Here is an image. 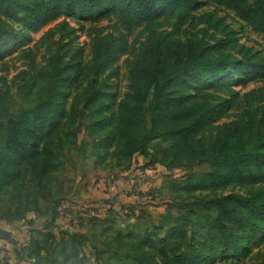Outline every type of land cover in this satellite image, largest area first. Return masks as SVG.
Here are the masks:
<instances>
[{"label":"trees","instance_id":"1","mask_svg":"<svg viewBox=\"0 0 264 264\" xmlns=\"http://www.w3.org/2000/svg\"><path fill=\"white\" fill-rule=\"evenodd\" d=\"M29 1L32 7L25 5ZM196 1L0 0L1 14L19 7L28 10L24 16L12 14L27 28L73 11L94 17L114 13L121 22L110 32L89 28L91 58L85 63L70 62L56 51L40 73L35 96H25L28 108L14 111L17 97L0 87V220L21 217V211L4 208V195L28 168L30 182L43 188L51 173L63 171L64 152L80 131L74 123L86 118L93 133L102 135L98 147L106 154L100 163L106 162V155L128 163L141 155L146 167L210 165L207 171L190 172L174 182L173 192L187 198L177 205V216L143 233L118 232L113 240L123 254H114L110 264H212L244 257L264 241V86L249 93L248 106L235 119L218 122L230 108L218 91L264 65L263 58L242 46L221 17L207 14L202 19L206 27L182 29L184 12ZM207 2L231 10L264 34V0ZM135 28L140 29L130 41L124 30ZM15 32L0 20V43ZM133 53L127 58L128 91L109 116L106 72ZM27 86H20L16 96L26 93ZM110 142L113 150L107 154ZM231 186L243 191L218 194ZM200 190L212 196L188 200ZM32 208L40 210L37 200ZM8 236L3 231L0 240ZM253 264H264V255Z\"/></svg>","mask_w":264,"mask_h":264},{"label":"rangeland","instance_id":"2","mask_svg":"<svg viewBox=\"0 0 264 264\" xmlns=\"http://www.w3.org/2000/svg\"><path fill=\"white\" fill-rule=\"evenodd\" d=\"M25 5L32 7L34 3L29 1ZM27 12V9L19 7L12 14L24 16ZM12 14L0 13V20L12 25L16 30L15 34L0 43V77L5 79L0 83V87L17 97L14 111L30 106L25 96H35L39 88L36 84L39 82L40 73L47 68L51 56L56 51L60 55L66 54V60L70 62L85 63L91 58L89 28L103 27L106 32H110L113 31L114 24L121 25L118 15L114 13H102L94 17L82 16L80 11H73L46 24L27 28L23 21L17 22ZM184 14L187 21L181 28L187 27L191 31L207 26L202 21L207 14L221 17L235 30L239 43L262 57L264 62V34L255 32L231 10L208 3L207 0H197L195 7L186 10ZM164 18L168 17L163 16L162 19ZM139 29L124 31L132 41ZM134 54L122 56L116 68L106 72L110 87L106 98V113L109 116L116 111L117 103L128 91L127 58L132 59ZM260 74H264V65L222 86L218 92L229 100L230 108L227 116L218 122L235 119L236 114L248 106L249 93L264 86V75ZM26 83V93L16 96L19 87ZM190 92L193 93V88ZM71 97L66 104L67 110ZM150 122L148 115L147 123L150 125ZM74 126H79L80 131L76 142L64 152L63 171L51 173L49 180L44 181L46 187L43 188L30 182L28 168L25 176L18 179L16 185L4 195V208L21 211V217L10 221L0 220V235L9 227L8 223L13 230L6 231L8 238L0 240V264L114 263V254H123L113 240L118 232L134 230L143 233L151 230L159 221L177 216V205L187 198L179 197L173 192L174 182L185 179L190 172H204L210 168L209 164H204L166 169L167 172L161 171L163 180L159 185L144 188L140 182L134 181L129 188L123 190L122 196L113 194L108 186H98L95 191L98 183L95 178L100 176L97 172L119 171L131 165L133 160L128 163L106 155V162L100 163L101 156L106 154L98 147L102 135L93 133L86 118H77ZM109 144L107 154L113 150L111 142ZM136 162H139L138 156ZM153 168L161 167L155 165L151 169ZM89 184H92V193L97 194L96 197H83L89 193L85 192V189H89ZM241 191L243 190L239 187L231 186L218 194ZM18 193L22 194V197H19ZM210 196L212 193L209 190H200L188 200ZM34 200L39 203V211L32 208ZM63 204L68 207H62ZM50 232L54 238L46 234ZM263 255L264 241L256 243L244 257L217 260L212 264H253L259 262Z\"/></svg>","mask_w":264,"mask_h":264},{"label":"crops","instance_id":"3","mask_svg":"<svg viewBox=\"0 0 264 264\" xmlns=\"http://www.w3.org/2000/svg\"><path fill=\"white\" fill-rule=\"evenodd\" d=\"M136 156H138L139 162H136ZM144 164H145L144 157L141 155H135V157L133 158V163L129 165L127 168L121 169L119 171L112 170L113 172L111 171L97 172L100 173L99 174L100 176L98 175L99 178L98 177L95 178V180L98 181L95 187V191L97 190L98 186L100 187L108 186V189L113 194H119L122 196L124 194L123 190L129 188L131 186V183H133L134 181L140 182L142 187L144 188L147 187L150 188L159 185L163 180V177L161 176V171L167 172L166 168H164L160 164H156L161 168L151 169L152 166L146 167ZM102 168H104V166ZM87 187L89 189H85V192L87 191L89 193H87L83 197H96L97 194L92 193V184H89ZM33 217H35V215ZM8 225L9 227L5 228V231L12 232L13 230H11L10 228L11 224L8 223Z\"/></svg>","mask_w":264,"mask_h":264},{"label":"built area","instance_id":"4","mask_svg":"<svg viewBox=\"0 0 264 264\" xmlns=\"http://www.w3.org/2000/svg\"><path fill=\"white\" fill-rule=\"evenodd\" d=\"M62 207L66 208V207H68V205L67 204H63Z\"/></svg>","mask_w":264,"mask_h":264}]
</instances>
